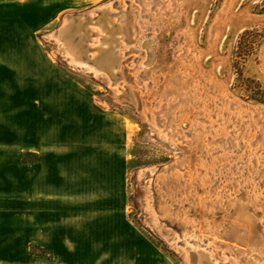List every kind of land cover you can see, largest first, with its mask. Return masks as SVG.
Returning a JSON list of instances; mask_svg holds the SVG:
<instances>
[{
    "label": "rangeland",
    "instance_id": "rangeland-1",
    "mask_svg": "<svg viewBox=\"0 0 264 264\" xmlns=\"http://www.w3.org/2000/svg\"><path fill=\"white\" fill-rule=\"evenodd\" d=\"M4 4L6 34L35 35L128 133L125 215L110 225L133 228L132 253L83 264H264V0ZM16 215L9 259L32 237Z\"/></svg>",
    "mask_w": 264,
    "mask_h": 264
},
{
    "label": "crops",
    "instance_id": "crops-1",
    "mask_svg": "<svg viewBox=\"0 0 264 264\" xmlns=\"http://www.w3.org/2000/svg\"><path fill=\"white\" fill-rule=\"evenodd\" d=\"M5 24L0 0V264H83L114 258L118 244L129 258L133 228L110 225L127 204L126 128L52 66L35 35L6 34ZM10 214L32 233L12 259Z\"/></svg>",
    "mask_w": 264,
    "mask_h": 264
},
{
    "label": "bare ground",
    "instance_id": "bare-ground-1",
    "mask_svg": "<svg viewBox=\"0 0 264 264\" xmlns=\"http://www.w3.org/2000/svg\"><path fill=\"white\" fill-rule=\"evenodd\" d=\"M70 18V17H69ZM69 20V19H68ZM66 21V20H65ZM67 22V21H66ZM69 23V22H68ZM65 24H67V23H65ZM64 24V25H65ZM65 27H63V29H64ZM62 31V30H61ZM60 32V31H59ZM63 33V32H62ZM52 37H54V38H56V35H52ZM58 39V38H57ZM89 64H91V63H89ZM92 66V65H91ZM88 67V66H87ZM95 67V66H94ZM97 67V66H96ZM88 68H90V67H88ZM93 69V68H92ZM99 69V68H98ZM92 71V70H91ZM95 71V70H94ZM107 72V71H106ZM101 73V72H100ZM97 74V73H96ZM204 261H207V260H204ZM194 262V261H193ZM190 264H193V263H190ZM205 264H206V262H205Z\"/></svg>",
    "mask_w": 264,
    "mask_h": 264
}]
</instances>
